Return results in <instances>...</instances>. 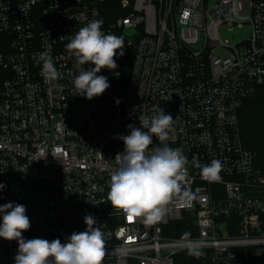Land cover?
Returning <instances> with one entry per match:
<instances>
[{
  "label": "built area",
  "instance_id": "1",
  "mask_svg": "<svg viewBox=\"0 0 264 264\" xmlns=\"http://www.w3.org/2000/svg\"><path fill=\"white\" fill-rule=\"evenodd\" d=\"M92 19L134 52L128 78L101 69L110 87L88 100L74 96L79 69L65 46ZM235 30L232 42L222 38ZM45 50L63 90L40 74ZM260 87L264 94L263 1L0 0V205L26 207L25 239L62 243L93 215L102 264H264V169L239 126L243 100ZM161 109L174 121L148 151L178 148L189 163L164 214L146 221L111 205L110 177L124 149L118 137ZM193 159L222 167L205 178ZM185 219L192 235L168 234ZM17 252V241L0 238V264H15Z\"/></svg>",
  "mask_w": 264,
  "mask_h": 264
},
{
  "label": "clouds",
  "instance_id": "2",
  "mask_svg": "<svg viewBox=\"0 0 264 264\" xmlns=\"http://www.w3.org/2000/svg\"><path fill=\"white\" fill-rule=\"evenodd\" d=\"M102 25V20L92 19L65 46L79 69L73 80L74 96L92 100L102 95L110 83L106 76L97 73L105 68L116 69L115 57L124 55L123 37L105 34ZM41 62L40 74L45 82L63 90V85L54 83L63 76L55 67L50 50L39 54L38 63ZM86 64L93 67H81ZM139 121L141 127L129 124V134L118 137L123 141L124 149L116 156L118 168L110 177L108 200L126 214L153 221L164 214L165 205L178 190V182L187 175L189 161L180 149L167 145L148 151L153 136L161 142L168 138L174 121L170 114L161 109L151 119L139 117ZM192 164L201 169L205 178H211L222 167L218 160L201 165L193 159ZM5 187L0 183V191ZM0 216V238L18 242L15 264H102L106 242L102 231L94 227L96 220L91 214L84 217L86 230L73 232L65 243L58 238L51 241L25 239L22 233L28 231L31 224L23 204L8 202L0 205Z\"/></svg>",
  "mask_w": 264,
  "mask_h": 264
},
{
  "label": "trees",
  "instance_id": "3",
  "mask_svg": "<svg viewBox=\"0 0 264 264\" xmlns=\"http://www.w3.org/2000/svg\"><path fill=\"white\" fill-rule=\"evenodd\" d=\"M255 1L264 2V0ZM122 37L124 39V55L122 57L117 55L116 64L117 68L121 71L123 79L126 80L131 69L134 46L128 45L124 36ZM128 62L130 63L129 65ZM239 126L244 146L256 151L257 164L264 169V94L262 90H258L254 97L243 100L239 110ZM172 224L175 226V229L173 232H170L171 235H192V232L186 228L188 224L191 227L193 226L192 220L174 221Z\"/></svg>",
  "mask_w": 264,
  "mask_h": 264
},
{
  "label": "rangeland",
  "instance_id": "4",
  "mask_svg": "<svg viewBox=\"0 0 264 264\" xmlns=\"http://www.w3.org/2000/svg\"><path fill=\"white\" fill-rule=\"evenodd\" d=\"M221 36H222V38H227L228 40H229V42H232L237 36H238V32L235 30V31H233V32H221ZM131 60V59H130ZM130 63L128 62V65H129ZM130 68H131V66H130ZM263 88L262 87H260V91L262 90ZM174 221H172V223H173ZM169 224L168 225V228H170V229H172V230H174L175 229V226L173 225V224ZM189 227H190V224H188L187 226H186V228L187 229H189ZM169 235H171V233H168ZM183 255H186V252H183V253H180V254H177L176 256H175V259L176 260H178L180 257H182Z\"/></svg>",
  "mask_w": 264,
  "mask_h": 264
}]
</instances>
